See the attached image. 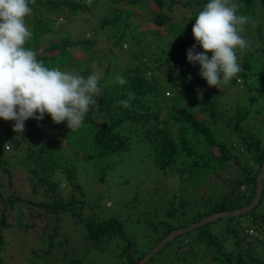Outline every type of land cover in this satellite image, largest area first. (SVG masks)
Segmentation results:
<instances>
[{
  "label": "trees",
  "instance_id": "obj_1",
  "mask_svg": "<svg viewBox=\"0 0 264 264\" xmlns=\"http://www.w3.org/2000/svg\"><path fill=\"white\" fill-rule=\"evenodd\" d=\"M149 1L156 3L160 12L137 15L138 8L146 6ZM208 2L209 0H36L34 5H30L33 14L26 20L32 24L33 36L25 47L34 50L37 59L43 61L46 67L62 71L72 68L70 71L78 74L81 72L80 75L86 77V72L79 68L77 72L71 65L76 63L78 67L80 63L77 51L80 50L85 59L94 60L89 58V53L102 42L103 30H109L107 35L114 38V44L106 46L104 52L99 51L94 61L97 64L88 73L97 74L102 71L99 78L101 92L96 97L97 104L90 106L83 125L70 129L67 121L56 124L50 115L45 114L54 126V135L45 139L38 147L29 144L27 155L21 162L22 167H26L23 165L28 163L33 166L32 169H27L30 174H34L31 175V179H34L30 182L28 193L24 194L15 187L13 175L16 168L14 170L13 167H8L5 170L4 167L9 174L10 187L0 188V264H4L1 251L6 247L4 231L7 228L16 227L20 230L19 234H24V238H42L50 228L52 218L59 216L57 213L74 207L78 210L77 203L80 201H73L68 197V193L79 192L82 188L77 175L78 160L130 151L134 142L148 148L147 153L151 154L155 164L162 170H170L171 174L177 173L180 177L190 175L188 178L196 173L207 172L209 175H204V178L221 181L224 186L221 196L214 199L208 195L202 209L198 207L193 213L197 215L195 222L214 213L244 207L252 201L264 161V144L256 132H251L250 129L253 125L252 114L256 121L264 122L261 118H255L264 113V71L255 70L259 67L256 66L258 59L262 62L261 67H264V0H237L241 5L237 14L251 17L241 33L249 46L243 50L237 49L238 62L243 70L228 85H221L220 89L210 87L209 91H205L207 82L198 75L200 65L198 63L193 66L188 62L187 50L196 44L192 28L196 16ZM41 7H45L48 13H56L57 17L51 18L38 13ZM166 7L169 11H174L175 7L183 8L186 13L182 21L175 20L165 10ZM144 11L145 9L141 10ZM78 16H84V21L80 20L81 24L90 28L93 25L95 32H92L95 36H76L72 39L70 26L76 27ZM59 17L66 21H59ZM68 21L69 25L66 27ZM146 27L160 32L162 28L167 31L158 39L150 41L153 37L147 36ZM48 35L50 36L46 38ZM43 40L45 42L41 44ZM258 40L263 43L253 47V42ZM125 43L130 45L126 49ZM148 43L158 44L159 51L155 52L152 45L146 46ZM116 49L124 51L126 56L119 57ZM179 51L183 52L182 56L178 55ZM196 51L204 50L197 45ZM110 55L113 56L112 60L105 64L102 58ZM156 55L163 59L153 61ZM207 55L211 57L212 53L208 52ZM151 59L152 63H149ZM117 61L120 63L117 64ZM146 66H151L153 77L157 74V78L148 76ZM188 69H192L195 80L189 84L176 83V73L180 72L188 77ZM117 76H123L127 83L119 84ZM241 86H244L243 90ZM169 90L173 95H166ZM186 94L192 96L189 101L196 109L184 102ZM120 101H128L130 107H124ZM248 121L250 127L245 125ZM7 122L12 125L15 123L0 118V123ZM28 122L34 121L29 119ZM232 125L237 133L236 139L227 140L224 130ZM263 126L264 123L255 124V131L261 130ZM84 132L86 133L83 134ZM12 134L13 128L0 133V166H6L10 164L11 158L18 157L2 151L4 139ZM83 136H89L90 142L87 143ZM34 139L32 137L30 142H34ZM63 139L66 145H63ZM75 141L82 142L85 146L72 145ZM236 143L244 147V153L236 148ZM91 145L94 146L95 153L84 155V147ZM64 146L69 148L68 151H71L75 160L63 153ZM249 164L255 165V170ZM224 168L239 172L230 175ZM61 178L65 179L64 187V179ZM22 180L18 179V184ZM39 192L41 197L38 198ZM184 203L187 205V202ZM263 208L264 192L259 205L253 210L224 221L226 224L219 227L221 231L224 229L222 236L213 231L211 224L185 233L188 237L184 239V254L209 259L211 264H264ZM83 210L84 206L81 213ZM172 214L167 212L166 216L171 218ZM181 221L184 220L180 219L177 223ZM245 221L248 223L244 224ZM111 223L117 224L109 220L101 226L89 225L88 238H101ZM179 226L169 224L158 231L155 244ZM246 228L253 235H249ZM56 230L57 228L54 229V235H51V242L52 236L57 235ZM120 235L127 237L122 230ZM229 236L233 240L231 247L226 244ZM127 242L126 249L122 248L119 253L122 258H127L128 264H135L151 249L141 253L132 239H127ZM199 246H203L201 252L197 249Z\"/></svg>",
  "mask_w": 264,
  "mask_h": 264
},
{
  "label": "rangeland",
  "instance_id": "obj_2",
  "mask_svg": "<svg viewBox=\"0 0 264 264\" xmlns=\"http://www.w3.org/2000/svg\"><path fill=\"white\" fill-rule=\"evenodd\" d=\"M42 1L45 2L47 0ZM144 9L145 11L141 12V10ZM165 10H168L167 7ZM154 12H160V10L156 3L149 1L146 6L138 8V12L136 13L137 15L144 13L152 15L151 13ZM38 13H42L43 16H51V18L57 17L56 13H48L45 7H41ZM169 13L175 20L178 19L180 22L184 18V13L186 12L183 8L175 7L174 11H169ZM58 19L62 22L66 21L61 17ZM83 19L84 16H78L79 21L76 27L70 26L72 39L76 36L85 35L87 38L95 36L93 25L90 28L86 24H81L80 20ZM179 22L178 25H180ZM27 24L31 30L32 24L29 22H27ZM68 25L69 21L66 24V27H68ZM92 30L94 32H92ZM166 31L167 30L163 28L160 32L156 29L150 30L146 27L147 36L153 37L150 41L158 39L162 34L166 33ZM107 33H109V30L102 31V42H100L99 45H96V48H92L89 53V58L94 60L89 61L85 59L83 56L84 54H81L79 52L80 50H76L79 56L78 62L80 63L78 67L76 63H71L74 70L78 72L77 68H79L80 71L86 72L88 76L89 71L97 64L94 63V61L99 55V51L101 50V52H104L106 46H113L114 44V38L109 37ZM137 33L138 30L135 31V34ZM49 36L50 35L46 36V38ZM43 42H45V40H43L41 44ZM262 43L263 42L260 40L256 43L253 42V47H257ZM149 45L152 44L148 43L146 46ZM129 46L130 45L127 43L126 47L124 46V49ZM152 49L155 52L159 51L160 46L154 43ZM116 54L119 57H121V55L126 56L124 51L118 49H116ZM178 55L182 56L183 52L179 51ZM112 58L113 56L110 55L107 58L103 57L102 59L104 60V63L107 64ZM209 58L211 57L209 56ZM161 59L163 58L156 55L153 61L155 60L158 62ZM259 60L260 59L256 61V66L259 67L255 70L263 72L264 67H261L262 62L260 63ZM116 63L119 64L120 61H117ZM123 63L130 64L128 61H123ZM149 63H152V59ZM146 67L148 68V76L151 78H157V74L153 77L154 72L151 66ZM70 69L72 68H69V71ZM79 73L81 74V72ZM188 73V77L180 72L176 73L175 82L179 84H189L194 81L195 77L192 75V69H188ZM97 75L100 78L102 71H98ZM164 87L167 88V86ZM240 88L243 90L244 86H241ZM204 89L205 91H209L210 87L208 84ZM170 93L173 95V92L170 91ZM166 95H168L167 92ZM190 98H192V96L189 94H186V97H184V102L187 105H191V101H189ZM227 98L228 97H226L225 102L227 101ZM191 106L194 109L197 108L195 105ZM232 106L235 107L236 105ZM253 115L254 114L251 115V120H253L252 127L248 125L251 120L245 123V125L250 127L251 132H256L257 136L260 137L264 144V126L261 130L255 131V124H262L264 122L256 121ZM263 115L264 113L255 118H261V120H264ZM48 120L49 119L46 115L43 121L33 119L34 122H28L27 120L25 122V131L22 136H19L14 132L11 137L4 139L5 144L2 146L4 154L8 152L9 155L14 154V156L17 155L18 157L11 158L10 164L0 166V188L3 186L6 188L10 187L8 181L9 174L5 170L8 167H13L14 170L16 168L13 175L15 187L19 188L24 194L28 193L30 190L29 185H31L30 182L34 179H31V175L34 174H30L28 170L32 169L33 166L28 163L23 165L26 167H22L21 162L27 155L30 146L29 144L33 147H38L45 139L54 135V126ZM225 126L226 124L224 123L223 127ZM12 128L13 125L10 122L0 123V133H6ZM225 129L226 130L224 131L227 140L236 139L237 133L234 131L233 125L228 126ZM85 133L86 132L83 134ZM138 135V137L141 136L140 133ZM32 137L35 138L34 142H30ZM83 137H85L87 143L90 142L89 136ZM64 141L65 140L63 139V145H66ZM81 143L75 141L72 145L75 144L78 145V147L80 145L85 146ZM7 146H9V148H7ZM240 146L243 150H238L244 153V147L241 144ZM84 148V155H93L95 153L94 146L92 145ZM68 150L69 148L64 146L63 153H67L69 157L75 160L71 151ZM147 150L148 148L145 146H140L139 143L134 142L130 151L114 153L104 157L83 158L78 160L77 175L82 188L79 192L69 191L70 193H68V197L71 198V200L80 201L77 203L79 206L78 210L74 207L57 213L59 216L52 218L53 221H51V226L42 238L40 236L24 238V234H19L20 230L16 227L15 229L7 228L4 231L6 247L1 251L4 264H128L127 258H122L119 253L122 248L126 249L128 246L127 239H132L136 244V249L141 253L148 251L150 248L149 251H151L158 244H155L158 239L156 238V233L158 231L162 230L169 224H172L173 226L177 224L180 225L179 227L190 225L186 223L196 219L197 215H194L193 213L198 207L202 209V204L203 202L204 204L207 202L208 195L213 196L214 199H218L221 196L222 188L224 189V186L220 180L211 179L210 177L204 178V175H209L207 172L196 173L192 178H188L190 175L187 177H180L177 173L171 174L170 170L165 171L160 169L155 164L151 154L147 153ZM249 166L255 170V165L249 164ZM224 170L230 175H235L239 172V170H231L229 168H224ZM218 171H220V169ZM165 172L170 173L166 174ZM18 179L23 180L18 184ZM64 185H66L65 179L62 181V187H64ZM40 191H42L41 187ZM37 196L38 198L41 197V192H39ZM184 202H187V205ZM197 202L198 204H196ZM83 206L84 210L83 213H81ZM208 206L209 202L207 204V207ZM261 209L262 208H260L259 211H261ZM167 212L173 213L171 218L166 216ZM79 216L81 218H79ZM180 219L184 221L177 223ZM109 220H113L114 223L117 222V224H109L108 230H106V233H104L99 239L88 238L89 225L94 226L95 224L101 226L103 222ZM225 220L227 221L228 218H221L207 224H211L213 231L219 236H222L224 229L221 231L219 227L226 224V222H224ZM247 223L248 222L246 221L244 222V224ZM241 224H243L242 221ZM56 228L57 235L52 236L53 241L51 242V235H54V229ZM121 230L127 235V237L120 235ZM245 230H247L249 235H253L247 228ZM109 233H112V235H109ZM168 234H166V236ZM186 237H188V234H183L176 239H173V241H170L168 246L158 252L154 257L155 259H152L149 264H211L209 263V259L204 260L184 254L186 250L184 244V241L186 243V240L184 239ZM226 244L228 246L233 245L231 236L228 237ZM132 249L131 252L133 253ZM197 249L201 252L203 246H199Z\"/></svg>",
  "mask_w": 264,
  "mask_h": 264
},
{
  "label": "clouds",
  "instance_id": "obj_3",
  "mask_svg": "<svg viewBox=\"0 0 264 264\" xmlns=\"http://www.w3.org/2000/svg\"><path fill=\"white\" fill-rule=\"evenodd\" d=\"M35 3L36 0H0V118L14 121L13 131L19 136L27 120L43 121L45 114L56 124L67 121L70 129L81 127L101 92L97 74L85 77L46 67L34 50L25 47L33 36L26 18L33 14L30 5ZM240 7L237 0H209L195 18L192 32L196 44L187 50V60L193 66L199 63L198 75L209 87L220 89L243 70L237 49L249 46L241 33L251 17L238 15ZM197 45L204 51L197 52ZM116 80L121 85L127 83L123 76ZM119 103L130 107L128 101ZM235 146L243 150L238 143Z\"/></svg>",
  "mask_w": 264,
  "mask_h": 264
},
{
  "label": "water",
  "instance_id": "obj_4",
  "mask_svg": "<svg viewBox=\"0 0 264 264\" xmlns=\"http://www.w3.org/2000/svg\"><path fill=\"white\" fill-rule=\"evenodd\" d=\"M264 192V161L262 163V166L260 168L258 177H257V189L256 193L252 199V201L245 205L244 207L230 210V211H222L219 213H214L212 215L203 217L201 220L197 222H193L188 226H182L178 229H175L171 231L165 238H163L157 246H155L151 251H149L143 258H141L139 261H137L135 264H148L149 261L162 249L168 246V243L170 241H173V239H176L177 237L194 230L197 227H200L204 224L217 221L221 218H229L234 216H240L242 214L248 213L251 210H253L257 205H259ZM80 211V209H79ZM134 250V249H132Z\"/></svg>",
  "mask_w": 264,
  "mask_h": 264
}]
</instances>
